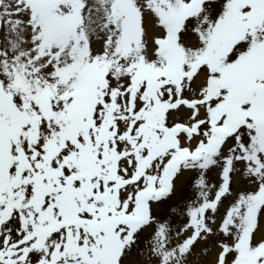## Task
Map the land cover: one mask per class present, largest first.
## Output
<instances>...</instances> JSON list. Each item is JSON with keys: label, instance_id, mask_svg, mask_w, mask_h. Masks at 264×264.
<instances>
[{"label": "snow or ice", "instance_id": "1", "mask_svg": "<svg viewBox=\"0 0 264 264\" xmlns=\"http://www.w3.org/2000/svg\"><path fill=\"white\" fill-rule=\"evenodd\" d=\"M0 264H264V0H0Z\"/></svg>", "mask_w": 264, "mask_h": 264}]
</instances>
